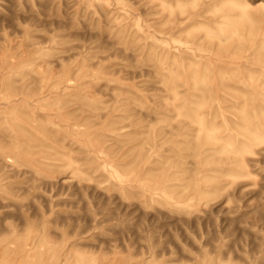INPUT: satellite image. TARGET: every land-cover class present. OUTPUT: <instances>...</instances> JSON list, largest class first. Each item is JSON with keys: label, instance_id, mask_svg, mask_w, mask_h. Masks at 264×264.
Listing matches in <instances>:
<instances>
[{"label": "rangeland", "instance_id": "obj_1", "mask_svg": "<svg viewBox=\"0 0 264 264\" xmlns=\"http://www.w3.org/2000/svg\"><path fill=\"white\" fill-rule=\"evenodd\" d=\"M0 264H264V0H0Z\"/></svg>", "mask_w": 264, "mask_h": 264}]
</instances>
